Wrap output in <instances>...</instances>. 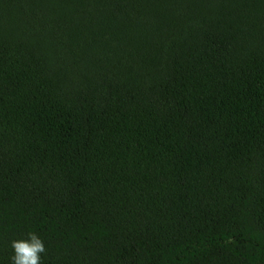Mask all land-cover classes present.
<instances>
[{"label": "trees", "instance_id": "obj_1", "mask_svg": "<svg viewBox=\"0 0 264 264\" xmlns=\"http://www.w3.org/2000/svg\"><path fill=\"white\" fill-rule=\"evenodd\" d=\"M264 264V0H0V264Z\"/></svg>", "mask_w": 264, "mask_h": 264}, {"label": "clouds", "instance_id": "obj_2", "mask_svg": "<svg viewBox=\"0 0 264 264\" xmlns=\"http://www.w3.org/2000/svg\"><path fill=\"white\" fill-rule=\"evenodd\" d=\"M27 236V239L11 241L12 264H41V253L46 251L44 242L34 232H29Z\"/></svg>", "mask_w": 264, "mask_h": 264}]
</instances>
